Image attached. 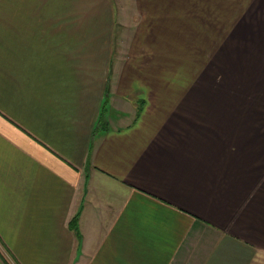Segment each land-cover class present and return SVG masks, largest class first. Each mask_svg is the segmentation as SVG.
I'll return each mask as SVG.
<instances>
[{"label": "crops", "instance_id": "obj_1", "mask_svg": "<svg viewBox=\"0 0 264 264\" xmlns=\"http://www.w3.org/2000/svg\"><path fill=\"white\" fill-rule=\"evenodd\" d=\"M258 120L264 0H0V264H264Z\"/></svg>", "mask_w": 264, "mask_h": 264}, {"label": "rangeland", "instance_id": "obj_2", "mask_svg": "<svg viewBox=\"0 0 264 264\" xmlns=\"http://www.w3.org/2000/svg\"><path fill=\"white\" fill-rule=\"evenodd\" d=\"M119 3H121L122 0H116ZM120 24H118L119 26ZM120 27V26H119ZM115 39H114V62L120 63L122 60H125V58L128 56L130 57L131 63H144L146 65H152L155 64L156 67L161 70L160 72L156 71V75L162 79V81L171 79L172 81H177L178 83V95L184 96L187 94H190L191 87H190V79L189 73L186 71V61L188 57L186 56H168V55H161V56H143L141 51L135 52V50H130V44L131 41H128L126 39H122L121 35L123 36V33L120 29L115 30ZM118 37V38H117ZM132 51V52H131ZM124 56L123 58H121ZM187 58V59H186ZM159 63V64H158ZM173 64V65H172ZM196 74L199 75L200 73L195 72L194 76L196 78ZM194 78V77H193ZM193 90H196L194 88ZM193 92V91H192ZM191 92V94H192ZM233 95V93H230ZM240 109L239 107H236V109H232L230 112L233 113L234 111H240L242 113L251 111V105L249 103H241ZM233 106V105H231ZM229 107V105H227ZM229 111V109H227ZM242 121L240 123V126L244 127L245 123L247 122L246 117L244 114H242ZM253 122V121H252ZM257 123L259 125H256L258 127H264V120H258Z\"/></svg>", "mask_w": 264, "mask_h": 264}, {"label": "trees", "instance_id": "obj_3", "mask_svg": "<svg viewBox=\"0 0 264 264\" xmlns=\"http://www.w3.org/2000/svg\"><path fill=\"white\" fill-rule=\"evenodd\" d=\"M75 224V221H73V225Z\"/></svg>", "mask_w": 264, "mask_h": 264}]
</instances>
